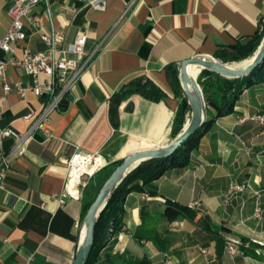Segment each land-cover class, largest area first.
Instances as JSON below:
<instances>
[{
  "label": "crops",
  "instance_id": "1",
  "mask_svg": "<svg viewBox=\"0 0 264 264\" xmlns=\"http://www.w3.org/2000/svg\"><path fill=\"white\" fill-rule=\"evenodd\" d=\"M12 1L0 0V38L10 25ZM50 9L66 43L85 34L86 53L99 44L105 48L94 53L65 108L51 114V138L35 130L26 153L11 163L0 190V264H72L82 233L84 188L79 187L78 198L59 205L66 160L80 151L100 156L107 165L169 143L180 101L165 67L196 56L214 58L246 43L264 21V0H107L105 11L77 0H50ZM32 15L36 31H28L12 55L0 51V59H19L25 48L45 49L40 39L49 28L44 6H36ZM236 63L228 64L242 68ZM6 77L10 90L0 85V130L23 133L29 128L23 117L41 111L46 99L31 91L20 96L17 87L32 82L20 67L8 66ZM137 80L152 82L165 97L158 102L139 94L123 97ZM261 106L258 83L242 91L229 113L210 110V123L187 166L168 170L126 196L122 228L108 238L97 264H264V131L254 119ZM11 146V138L2 140L0 153ZM233 183L246 188L223 205ZM254 193L260 218L253 216ZM167 202L198 206L191 209L193 218L168 223L163 218ZM215 233L225 245L234 240L247 247L241 255H229L225 246L219 249Z\"/></svg>",
  "mask_w": 264,
  "mask_h": 264
},
{
  "label": "built area",
  "instance_id": "2",
  "mask_svg": "<svg viewBox=\"0 0 264 264\" xmlns=\"http://www.w3.org/2000/svg\"><path fill=\"white\" fill-rule=\"evenodd\" d=\"M84 3L93 10L105 11L107 0H77ZM44 6V12L48 19V31L40 35L41 41L45 45L43 51H32L25 48L23 55L18 58H12L9 61L0 59V85L3 89L9 91L10 87L6 81V70L8 66H18L23 72L31 78V84L26 87H17L20 96H24L26 91H31L35 96L46 99V102L38 113L29 111L23 121L29 124V128L23 133H15L12 129L0 130V142L7 138L13 140V145L7 153H0V190L4 189V181L9 173L11 163L14 158L22 156L27 151V147L32 140L35 130H41L46 138H51V132L47 127L50 116L55 111H61V104L67 101L68 95L72 92L74 86L79 81L82 72L92 59L95 52L104 49L105 46L99 44L91 53L85 52L87 35L79 34L72 43H66V34L62 30L54 28L52 22V13L50 9V0H13L12 5L7 11L9 18V28L0 38V51L5 54H13L18 43L25 41L28 31H36L38 20L32 15V10L38 6ZM131 5L127 6V10ZM73 12H75L73 10ZM124 13V15L126 14ZM262 106L254 119L260 124L264 131V80L260 83ZM0 108V119L2 118ZM77 151L68 160H66V179L63 190L60 195L56 196L59 205H63L67 198H78L79 187L84 188V179L92 175L81 174L78 181L70 186L72 181V169L76 164H83L86 157H95ZM78 162V163H77ZM91 161H87L90 163ZM103 165L102 167H104ZM100 167L98 170H100ZM79 169V166H77ZM97 170V171H98ZM96 171V172H97ZM70 187H72L70 189ZM246 188L243 184L233 183L228 187L227 194L224 197L223 205L228 204L240 192ZM256 202L253 209V216L260 218L261 209L258 193H254ZM196 202L189 204V209H196ZM247 245L234 240H227L225 252L229 255H241L243 248ZM205 253V250L201 251Z\"/></svg>",
  "mask_w": 264,
  "mask_h": 264
},
{
  "label": "trees",
  "instance_id": "3",
  "mask_svg": "<svg viewBox=\"0 0 264 264\" xmlns=\"http://www.w3.org/2000/svg\"><path fill=\"white\" fill-rule=\"evenodd\" d=\"M263 37L264 21L260 23L258 31L246 43H237L228 49L219 51L214 58L222 63L240 62L248 59L256 52ZM164 71L172 93L180 101L171 128L172 136L176 137L180 134L186 123L190 107L180 84L178 65L169 64L165 67ZM263 80L264 62L249 76L227 79L208 71H202L197 79V82L202 89L207 113L210 110H215L218 116H220L224 113L232 111L234 104L245 88L252 84L261 83ZM131 94H139L153 102H158L165 97V94L148 80H137L132 82L126 88V91L122 96L126 97ZM65 106L66 103L63 101L61 104V110H63ZM209 123L210 120L207 119L197 134L189 138L169 158L147 160L141 163L135 170L123 179L121 184L108 198L106 206L97 220L94 230L93 246L85 264H97L99 253L106 244L108 238L122 228L124 215L123 204L126 196L131 192L143 191L144 186L160 179L168 170L174 168H184L187 166L190 153L198 147L199 139ZM10 148L4 153L9 152ZM119 164L120 160L115 161L102 167L91 176L90 181L83 190L81 221L86 215L101 187ZM182 217L190 219L194 217V213L188 207L172 202L166 203L163 218L168 223L175 222ZM215 234L217 235L216 241L218 247L222 250L223 246H225V241L220 238L218 233ZM133 264H143V262L139 261Z\"/></svg>",
  "mask_w": 264,
  "mask_h": 264
},
{
  "label": "water",
  "instance_id": "4",
  "mask_svg": "<svg viewBox=\"0 0 264 264\" xmlns=\"http://www.w3.org/2000/svg\"><path fill=\"white\" fill-rule=\"evenodd\" d=\"M263 62L264 37L253 54L252 61L242 68H234L228 63H222L213 57L207 56L192 57L177 64L180 84L190 107V117L186 120L180 134L166 145L137 151L120 160V164L105 181L81 222V239L72 264H85L93 246L97 220L104 210L108 198L123 179L147 160L169 158L203 127L207 121V109L202 89L197 82L202 71H208L227 79H236L249 76ZM189 67L199 68V73L193 81L188 74Z\"/></svg>",
  "mask_w": 264,
  "mask_h": 264
},
{
  "label": "bare ground",
  "instance_id": "5",
  "mask_svg": "<svg viewBox=\"0 0 264 264\" xmlns=\"http://www.w3.org/2000/svg\"><path fill=\"white\" fill-rule=\"evenodd\" d=\"M252 59H253V56L243 61L237 62L234 66L235 67H245L252 61ZM198 73H199V68H196V67L188 68V74L192 81L196 79ZM86 158L87 160L84 162V165L83 164L74 165L72 169V181H71L70 186H73L78 181V178L81 174L93 175L100 167H102L105 164L104 159H102L98 155L95 157H90V158L86 157ZM87 161H91V162L87 163ZM77 166H79V169H77ZM71 188L72 187H70V189Z\"/></svg>",
  "mask_w": 264,
  "mask_h": 264
},
{
  "label": "rangeland",
  "instance_id": "6",
  "mask_svg": "<svg viewBox=\"0 0 264 264\" xmlns=\"http://www.w3.org/2000/svg\"><path fill=\"white\" fill-rule=\"evenodd\" d=\"M188 103V102H187ZM190 117V111H189V113L187 114V119ZM113 163V162H112ZM108 164H111V163H108ZM107 164V165H108ZM106 166V165H105ZM90 178L91 177H87V178H85V180H84V182H86L85 183V186H84V188L86 187V185L88 184V182L90 181Z\"/></svg>",
  "mask_w": 264,
  "mask_h": 264
}]
</instances>
